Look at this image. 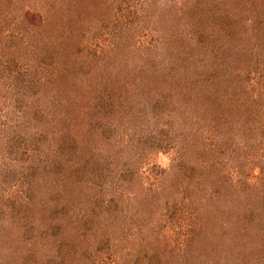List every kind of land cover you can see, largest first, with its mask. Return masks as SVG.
Masks as SVG:
<instances>
[{
	"label": "rangeland",
	"instance_id": "1",
	"mask_svg": "<svg viewBox=\"0 0 264 264\" xmlns=\"http://www.w3.org/2000/svg\"><path fill=\"white\" fill-rule=\"evenodd\" d=\"M0 264H264V0H0Z\"/></svg>",
	"mask_w": 264,
	"mask_h": 264
}]
</instances>
